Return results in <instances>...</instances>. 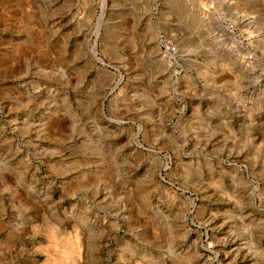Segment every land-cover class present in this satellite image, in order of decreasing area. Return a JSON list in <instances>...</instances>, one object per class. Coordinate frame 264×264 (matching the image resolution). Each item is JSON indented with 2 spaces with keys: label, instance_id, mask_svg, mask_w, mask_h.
<instances>
[{
  "label": "rangeland",
  "instance_id": "rangeland-1",
  "mask_svg": "<svg viewBox=\"0 0 264 264\" xmlns=\"http://www.w3.org/2000/svg\"><path fill=\"white\" fill-rule=\"evenodd\" d=\"M0 264H264V0H0Z\"/></svg>",
  "mask_w": 264,
  "mask_h": 264
}]
</instances>
